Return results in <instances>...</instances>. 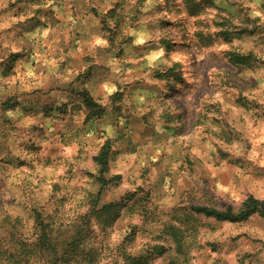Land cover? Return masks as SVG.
<instances>
[{"label":"rangeland","instance_id":"obj_1","mask_svg":"<svg viewBox=\"0 0 264 264\" xmlns=\"http://www.w3.org/2000/svg\"><path fill=\"white\" fill-rule=\"evenodd\" d=\"M249 196L264 0H0V264H264Z\"/></svg>","mask_w":264,"mask_h":264},{"label":"trees","instance_id":"obj_2","mask_svg":"<svg viewBox=\"0 0 264 264\" xmlns=\"http://www.w3.org/2000/svg\"><path fill=\"white\" fill-rule=\"evenodd\" d=\"M85 99L89 104L91 101L87 95ZM96 160L101 166L98 178L102 185H106L109 182V178L106 173L109 169V152L102 150L97 156ZM195 209L198 212H205L209 216H214L221 220H231V221H240L248 218L251 214L255 212H261L264 215V199H259L254 196H249L245 199L242 206L235 210L232 206L227 207L226 209H217L207 206H197ZM166 252L165 245L155 244L147 249V253H142L140 255L133 256L131 261L133 264H152V259L156 256H160Z\"/></svg>","mask_w":264,"mask_h":264}]
</instances>
